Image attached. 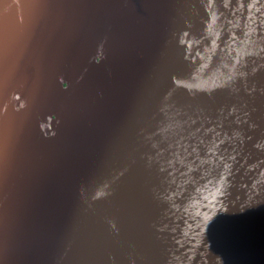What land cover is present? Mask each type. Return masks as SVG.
<instances>
[{"label":"water","instance_id":"obj_1","mask_svg":"<svg viewBox=\"0 0 264 264\" xmlns=\"http://www.w3.org/2000/svg\"><path fill=\"white\" fill-rule=\"evenodd\" d=\"M0 264H264V0H0Z\"/></svg>","mask_w":264,"mask_h":264},{"label":"bare ground","instance_id":"obj_2","mask_svg":"<svg viewBox=\"0 0 264 264\" xmlns=\"http://www.w3.org/2000/svg\"><path fill=\"white\" fill-rule=\"evenodd\" d=\"M233 1H234V5H238L239 0H233ZM226 6H228V5H226Z\"/></svg>","mask_w":264,"mask_h":264}]
</instances>
